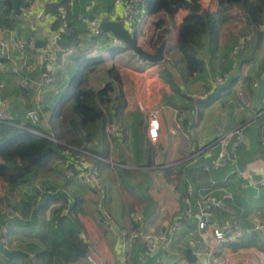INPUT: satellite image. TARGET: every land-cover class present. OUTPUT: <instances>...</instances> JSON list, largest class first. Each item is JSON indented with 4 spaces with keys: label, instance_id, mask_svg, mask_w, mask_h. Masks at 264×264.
I'll return each instance as SVG.
<instances>
[{
    "label": "crops",
    "instance_id": "obj_1",
    "mask_svg": "<svg viewBox=\"0 0 264 264\" xmlns=\"http://www.w3.org/2000/svg\"><path fill=\"white\" fill-rule=\"evenodd\" d=\"M55 1L40 0L25 12L22 7L27 0H19L18 19L4 35L9 51L19 58L11 42L12 32L23 40L33 36L36 42H44V46L37 47L32 56L35 67H24L20 62L23 72L32 79L28 90L19 87L18 77L9 69L0 70V99L6 108L18 120L27 122V111L41 100L40 124L50 127L60 104L70 96L72 78L83 57H102L107 65L106 75L94 78L96 70L93 71L85 87L102 88L110 81L108 70L115 66L121 76L119 90L124 100L113 103V118L106 125L107 133L108 127L117 122L121 132L115 137L101 132L91 145L94 151L88 152L91 157L87 159L99 170L102 190L84 183L76 169L68 172L67 180L53 173L45 175L36 180L42 183L44 192L48 189L41 221L50 218L58 207L65 205L69 209L79 202L77 215L82 237L88 245V254L98 264H207L211 250H215L213 264H264V252L259 248L238 246L241 238L255 231L264 237V230L256 229L257 224L264 223V185L261 184L264 179V23L256 27L242 14L236 15L241 13L238 9L233 10L227 20L239 25L232 32L225 28L231 23L226 20L215 45L209 36L205 37V46L199 52L205 69L187 82L177 74L180 88L177 92L161 74L171 68L165 60L177 47L178 26L188 10L179 12L174 19L163 13L149 15L147 0L140 1L139 15L134 21L139 45L155 53V48L157 52L167 42L164 61L151 62L139 58L132 50L119 51L123 44L110 32L102 31L94 36L92 29L96 26L85 16L84 0H78L71 9L79 44L59 48L60 30L54 29L56 17L47 12V5ZM116 1L94 0L95 14L117 20L119 17L113 16ZM202 5L212 11L220 8L217 0H202ZM116 9L120 15L123 7L119 5ZM161 19L166 22L157 29L156 23ZM164 29H167L166 39L160 44L159 36ZM243 34H251L252 40L232 56ZM113 48L118 50L113 52ZM48 68L53 69L57 80L45 87L42 77ZM226 71L230 72L228 79L217 83L216 78ZM211 98L210 104L203 105ZM155 111L161 128L159 139L152 141L149 120ZM239 127L245 130V141L237 148L230 146L227 158L216 167L221 151L219 136ZM29 191L23 186L14 192H20L23 198ZM209 193L222 201L223 207H214L206 217V206L201 201ZM186 210L193 217L185 218L172 238L171 248L162 247L149 255L144 244L134 240L125 243L124 230H166ZM105 214L111 216V226L105 225ZM201 220L207 222L204 230L199 228ZM38 227L28 220L16 221L9 228L7 239L26 235L22 238L35 241ZM216 229L225 232L224 240L216 238ZM89 263L86 256L77 264Z\"/></svg>",
    "mask_w": 264,
    "mask_h": 264
},
{
    "label": "trees",
    "instance_id": "obj_2",
    "mask_svg": "<svg viewBox=\"0 0 264 264\" xmlns=\"http://www.w3.org/2000/svg\"><path fill=\"white\" fill-rule=\"evenodd\" d=\"M220 8L212 11L204 7L202 0H147L146 10L149 15L163 13L174 19L175 16L188 10V15L178 26V44L176 49L165 60L171 68L163 70L161 77L179 92L176 75L184 82L190 77L203 72L205 63L199 57V52L205 46V37L209 36L211 43L216 44L222 24L231 12L238 9L249 23L259 27L264 23V0H217ZM62 8L69 9L68 0H57L47 5V12L55 17L54 29L60 30L63 20L59 18ZM15 13V0H2L0 6L1 21L6 26H12L15 21L11 15ZM74 14L69 9L66 20L69 30L61 34L57 44L59 48L68 49L79 44V31L74 26ZM165 20L156 23L157 29L162 28ZM167 29L159 36L160 44L166 39ZM138 30L133 36L138 42ZM128 50L123 47L118 48ZM117 48H113L117 51ZM138 55V54H137ZM104 62L102 57H83L75 75L72 78L70 96L60 104L51 118L50 127L35 125L29 121L15 120L12 123L0 122V223L5 227V233L0 239V264H77L89 253L87 243L82 237V224L77 215L79 202L69 209L62 205L58 207L47 220L41 221L46 209L48 189L42 190V183L36 180L48 174L49 168L56 160L62 162L64 172L76 169L78 156L91 157L86 152L94 151L91 147L101 132L106 133V125L113 118L111 108L113 103L124 100V94L119 87L121 76L115 66L108 70L110 81L100 89L86 88L89 75ZM213 100L204 101L208 105ZM27 187L30 194L12 201L7 194ZM40 187V188H39ZM31 188L32 191H31ZM2 189H5L1 191ZM7 194L3 195L2 193ZM37 192V193H36ZM5 203V205H1ZM13 208L21 213V217L8 218L3 209ZM68 209L67 213L64 210ZM39 226L36 242L28 243L27 249L10 251L8 249V230L16 222L26 221ZM5 241V242H4ZM238 246H256L264 252V237L253 232L243 237Z\"/></svg>",
    "mask_w": 264,
    "mask_h": 264
},
{
    "label": "built area",
    "instance_id": "obj_3",
    "mask_svg": "<svg viewBox=\"0 0 264 264\" xmlns=\"http://www.w3.org/2000/svg\"><path fill=\"white\" fill-rule=\"evenodd\" d=\"M0 0V6H1ZM40 0H27V4L22 7V11L29 12L36 2ZM141 0H117L115 3V7L117 8L119 5H122V13L118 15V11L115 8L113 10V16L119 17L125 26L130 30L131 33L135 32L134 21L139 15V3ZM78 0H68L69 9L73 10ZM69 9L62 8L59 14V18L63 20L62 27L60 28V32L58 35L66 34L69 30V23L66 20L68 16ZM13 21L18 19V14L13 13L11 15ZM118 18V19H119ZM58 19V16L56 17ZM84 21L87 19L82 18ZM13 28L10 26H6L1 21L0 16V70L9 69L15 76L18 77V85L23 90H28L31 84V77L29 74L23 72L20 62L24 67H35L36 62L32 60V56L37 50V42L35 38L32 36L29 39L23 40L18 38L16 32H12L11 42L14 45V48L17 50L19 54V58L15 57L9 51L8 41L4 38L5 33L11 31ZM94 36H99L102 33V30L98 27H94L92 29ZM252 40L251 34H243L239 37L237 44L234 46L232 51V56H236L243 49L246 48L247 44ZM119 44H123L121 40L118 39ZM47 50L49 48H46ZM49 55V54H47ZM264 73V72H263ZM230 75L229 71L224 72L216 78V82L221 84L224 83ZM57 80V77L52 68H48L47 72L42 77V84L45 87L52 86L54 82ZM42 101L39 100V104L36 107L30 108L26 113V120L32 124L38 125L42 122V109L41 104ZM17 120V115L11 110L7 109L5 103L0 99V122L12 123ZM161 128V123L158 118L157 112H152L149 120V136L152 141H157L159 139V132ZM121 132V126L117 122H113L107 130L108 136L115 137ZM245 141V130L243 127L236 128L234 130L227 131L219 136V143L221 146L220 151V159L216 163V167L223 164V161L227 158L229 154V147L237 148L240 144ZM86 154H89L85 151ZM77 164L81 168L80 178L82 181L88 185L93 186L98 190H102V181L100 179V174L98 168L89 160L86 156L80 155L77 157ZM241 174V173H240ZM261 184L264 185V179L261 181ZM188 191H192L191 188ZM227 198L230 195L226 196ZM205 204V213L204 215L207 217L212 214V209L214 207H223V202L220 201L216 196L209 193L203 196L202 201ZM3 212L7 214L8 218H17L21 217V213L13 208H4ZM68 209L64 210V213H67ZM192 218L193 214L189 210H186L184 214L179 215L174 222L170 225V227L166 230L160 231H150L143 228H138L136 230L126 229L123 232L124 241L127 244H130L133 240L138 241L141 244L146 246L147 253L149 255L155 254L162 247L171 248L172 246V238L174 234L180 230L185 222V218ZM113 220L109 214H105V225L111 226ZM207 226V222L205 220H201L199 222V228L204 230ZM256 229L259 231L264 230V223L260 222L257 224ZM5 227L0 223V238L3 233H5ZM216 238L220 240H224L226 238L225 232L219 229L215 230ZM3 239H0V241ZM2 242V241H1ZM5 242V241H4ZM8 247V246H7ZM215 256V250L210 251V260L207 264H213ZM87 258L91 264H98L95 260V257L92 254H88Z\"/></svg>",
    "mask_w": 264,
    "mask_h": 264
},
{
    "label": "water",
    "instance_id": "obj_4",
    "mask_svg": "<svg viewBox=\"0 0 264 264\" xmlns=\"http://www.w3.org/2000/svg\"><path fill=\"white\" fill-rule=\"evenodd\" d=\"M87 5L86 10V18L96 27L100 28L103 32H110L116 38L121 40L125 46L134 52H136L140 58L151 61V62H162L165 59V49L167 46V42L164 41L160 47L158 48L157 52L150 53L145 50L134 38L133 34L130 30L125 26L123 21L119 18L117 20H112L109 18H100L94 12V0H84ZM15 11L17 14H20L19 9V0H15ZM44 42L37 41V47L43 48ZM188 257L191 256V251L188 250Z\"/></svg>",
    "mask_w": 264,
    "mask_h": 264
},
{
    "label": "rangeland",
    "instance_id": "obj_5",
    "mask_svg": "<svg viewBox=\"0 0 264 264\" xmlns=\"http://www.w3.org/2000/svg\"><path fill=\"white\" fill-rule=\"evenodd\" d=\"M240 14L241 13H237L236 15L240 16ZM227 21H231V23H229V25L226 26L225 28L227 30L231 29L232 32L239 25V24L235 25L236 23L234 21H232V20H227ZM128 50H131V49H128ZM153 51L156 52V48ZM132 52L136 54V52H134L133 50H132ZM106 71H107V65H105V63H102L100 66H98L96 68V71L93 73V76H94V78L97 77V76H100V77L104 76V75H106ZM52 164L53 165L51 166V168H49L50 170H49L48 174L53 173V174H55V176H57L61 180H67L68 172H64L62 162L56 160ZM3 190H5V189H2L1 191H3ZM2 194L5 195L6 192H4ZM7 197H9V200H12L14 202V201H17V200L21 199L22 198V194L20 192H18V193L9 192V194H7ZM1 205H5V203H2ZM3 207H5V206H3ZM22 236L26 237V235H14V236H11L10 240L8 239V242H9L8 249L10 251L17 250V249H27L26 247L28 246V243L32 241V239L29 238V240H28L26 238H22ZM33 239L36 240V236ZM25 243H27V246H26ZM89 264H91V263H89Z\"/></svg>",
    "mask_w": 264,
    "mask_h": 264
}]
</instances>
